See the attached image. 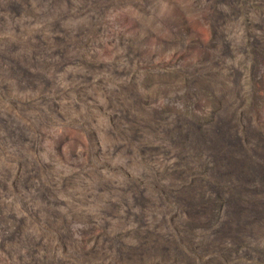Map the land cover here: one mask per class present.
<instances>
[{"label": "rangeland", "instance_id": "obj_1", "mask_svg": "<svg viewBox=\"0 0 264 264\" xmlns=\"http://www.w3.org/2000/svg\"><path fill=\"white\" fill-rule=\"evenodd\" d=\"M221 133L261 161L264 0H0V264H117L141 238L190 248L207 220L214 240L242 201L190 214L176 195L217 190L191 140ZM248 186L227 192L261 197L240 241L192 264H264Z\"/></svg>", "mask_w": 264, "mask_h": 264}, {"label": "trees", "instance_id": "obj_2", "mask_svg": "<svg viewBox=\"0 0 264 264\" xmlns=\"http://www.w3.org/2000/svg\"><path fill=\"white\" fill-rule=\"evenodd\" d=\"M223 133V132H222ZM220 134L215 139V144H210L207 146H201L202 140H198L195 144L196 139H192V147L196 150V154L201 155L204 154L205 149L209 151V148L213 150L210 152L212 158L215 159V169L218 170V181H217V190L214 193H206L200 192V194L194 195L193 193L187 197H181L180 194H177V198L181 203H187L189 207L188 213L193 214L192 212L197 213H206L207 215H212L214 211H217V207H219L223 203H227L229 206L235 202L242 201L241 207L243 209H238L235 214L230 215L228 218L224 220L221 227H219L218 233L215 234L214 240L207 241L206 240V229L201 232L194 231L195 226H199L201 228H207L210 220L204 221L201 223L191 222L188 225L189 232H186V243L189 244L190 248L182 245L181 243H176L174 245H158L152 244L150 249L146 247L147 240L145 238H141L138 244L134 246L133 253L129 255L128 260H121L119 258H115L117 264H142L144 263V258L150 255H156V253L161 254L158 257V261L156 264L161 263L163 260V264H192L194 260V252H197L198 249L203 252L213 251L208 257L212 259V257L217 256L223 246L221 245V238L223 234L234 236L233 238L236 241H240L242 235L245 233V229H247L248 224L252 219L249 218V212L247 209L249 207H258L261 201H257V199H261V197L257 198L255 196H247L239 195V193L235 191L231 192V197H228L227 192L232 189H251L248 184L251 182H257L260 185H263L264 182V151L261 153V161L258 163L251 162L248 158H244L239 155V151H236L235 147H229V150L225 148L226 143L223 142V134ZM191 134L185 133L181 139L182 142L190 139ZM203 150V151H202ZM223 180H226V182ZM260 189V187H259ZM226 191V193H225ZM253 190H250V193L253 194ZM188 198V200H187ZM185 199L187 201H185ZM239 203V202H238ZM243 205V206H242ZM248 205V206H247ZM247 207V208H246ZM193 209V210H192ZM215 211V212H216ZM254 212V211H253ZM259 213V211H258ZM254 214V213H253ZM256 215V214H255ZM260 216V213H259ZM250 219V220H249ZM200 224V225H199ZM141 227L136 226L135 230L139 231ZM144 227H142V231H144ZM186 229V228H185ZM196 235H200L203 237V240H198ZM135 254V255H133ZM199 257V254L196 255ZM215 259V258H214ZM121 260L123 263H120ZM128 262V263H127ZM219 262V261H218ZM216 262V264H218Z\"/></svg>", "mask_w": 264, "mask_h": 264}, {"label": "bare ground", "instance_id": "obj_3", "mask_svg": "<svg viewBox=\"0 0 264 264\" xmlns=\"http://www.w3.org/2000/svg\"><path fill=\"white\" fill-rule=\"evenodd\" d=\"M233 207V206H232Z\"/></svg>", "mask_w": 264, "mask_h": 264}]
</instances>
